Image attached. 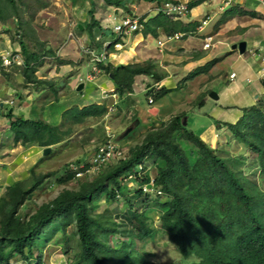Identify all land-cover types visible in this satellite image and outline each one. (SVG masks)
I'll list each match as a JSON object with an SVG mask.
<instances>
[{
  "label": "trees",
  "instance_id": "1",
  "mask_svg": "<svg viewBox=\"0 0 264 264\" xmlns=\"http://www.w3.org/2000/svg\"><path fill=\"white\" fill-rule=\"evenodd\" d=\"M107 1L121 4L127 0ZM20 6L18 0H0V22L10 16L7 7L17 10ZM46 6L43 4L41 8ZM92 13L93 10L91 16ZM96 24L94 19L90 24L83 23L93 37L92 27ZM160 29L168 35L178 30L189 33L181 19L162 16L157 22L146 24L145 34L157 37ZM20 43L24 55V65L20 67L26 82L47 84L57 91L55 87L59 82L55 85L53 80L36 75L43 65L39 53L31 51L24 41ZM45 51L56 58L55 51L47 48ZM214 62L197 67L186 77L209 71ZM103 68L113 81L120 101L127 100L134 92L137 75H148L154 82L164 78L162 71L151 61L110 63ZM55 94L58 96L57 92ZM108 113L106 103H93L68 107L62 112L59 124L16 117L9 111L4 116L10 120L15 144L48 147L72 136L70 128H63L64 121L78 124L94 119L96 123ZM183 116H175L152 127L142 141L128 151L122 146V153L113 167L93 179L87 176L78 179V188H64L32 215L24 216L19 211L44 178L52 176L51 173L36 177L27 189L22 186L23 181L12 184L0 200V264H13V259L18 256L17 261L24 264H46L43 252L48 242L55 239L63 248L69 249L73 238H77L78 247L71 264H153L139 252L155 239L158 230L154 225L156 212L159 213L160 229L167 233L182 257L168 264H264V100L243 108L237 122L225 124L240 142L238 149L241 150L235 152L229 149L230 142L212 147L183 124ZM134 122V129L126 137L140 126L141 118L135 117L132 124ZM180 140L191 143L193 149L182 146ZM194 149L196 156H191ZM148 156L153 158L156 175L152 188L145 191L143 186L151 183V178L148 173L138 174V164ZM255 169H259L260 179L248 175ZM131 173L139 175L138 187L122 181ZM74 179H77L74 174L61 175L55 182L67 184ZM130 188H135L133 197L129 196ZM156 190L162 193L155 194ZM160 195L166 198L163 200ZM103 197L109 202L123 200L129 207L115 218L105 217V212L98 211ZM4 198L9 201L5 202ZM134 201L146 206L138 209Z\"/></svg>",
  "mask_w": 264,
  "mask_h": 264
},
{
  "label": "rangeland",
  "instance_id": "2",
  "mask_svg": "<svg viewBox=\"0 0 264 264\" xmlns=\"http://www.w3.org/2000/svg\"><path fill=\"white\" fill-rule=\"evenodd\" d=\"M59 1H61V3H59ZM195 1L197 0H193L192 2ZM18 2L21 5L20 9L18 8L16 10L14 7H7L10 16L6 21L0 22V34H4V36L10 39L11 44L14 43V45H20V41L22 40L31 51L39 53L42 63L44 62L43 66L38 70L37 74L39 77L44 78L45 76L46 78L53 80L55 85L58 83L56 79L59 80V85L57 87L58 96H56L54 88H51L47 84L35 83L28 86L22 73L23 66H21L22 68L13 66V68L16 69H13L11 73L13 84L10 83L9 87L23 89L30 88V90L34 92L36 100V103L33 102V100L30 101V105L25 104L26 102L22 105L19 103V105L16 106L18 115L21 114L22 110H25L24 112L27 117L39 118V116H41L42 118H46L48 122L59 124L62 120V112L70 106L78 105L77 101L74 100L76 93L84 94L83 96L85 100L79 101V103H81L80 107L93 103H106L107 106H109V114L96 123L94 119H88L85 122L78 124L73 123L72 121H64L63 128H70L72 136L52 147L51 151L45 156L44 149H41L39 145L26 147L14 143V146H12L11 149L0 150V200L5 197L8 188L16 181H23L22 186L27 189L34 184L36 177L45 176L46 174L51 173L52 176L50 175V178H48L49 176L44 178L40 186L37 187V189L31 194L30 198L26 200L25 206L21 207L19 211L20 214L29 216L34 214L40 205L51 201L64 188H78V179H74L67 184H57L55 182L56 177L65 174L63 170L67 168V164L70 162L84 160L85 158L91 157L96 147L107 138L108 132L111 131L116 137H118L130 124H132V121L138 115L141 118L140 126L123 140L118 139L121 142L118 143L121 147L123 146L126 151L141 142L147 131L154 126H159L162 120L166 119V121H168L171 117L182 116L183 114L184 116H187L188 127L193 129L195 133H199L201 127H196L194 123L196 117H207V115L200 113L199 105L194 106L192 104L193 96L196 93L191 88L194 82L189 85L185 84L181 87H178V85L175 84L179 76L178 73H183L184 69H186L185 67L179 70H175L171 67V70L174 72H172V75L167 78V80H169L165 91H154L153 84L155 82L151 79L145 84L146 88L144 90H137L133 96H130L127 100L121 102L120 99H116V103L113 98L103 97V90L109 89L108 83L110 78L107 74L99 76L96 81H87L85 79L87 72L89 70L92 71V66L97 64L92 57H88L83 52L84 45L81 46L84 41H86V43L88 42V30L82 34L81 31L77 30L79 29L78 25L80 22L86 23L90 18V13L88 14L87 12L88 8L84 9L82 13H75L72 10H67L63 0H18ZM240 3V8H248L250 10H257L264 13V10L259 9V6L252 1L247 0L245 2V0H240ZM43 4L47 6L41 8V5ZM219 7L220 6L217 3H213L210 6L206 5L204 6V13H210V15H218L220 13L217 17V20L220 21L223 12L226 11L227 16L230 13L228 18H231V11L236 9L233 6H230L227 9L221 10ZM124 14V12H113L112 17L116 16L117 19H121ZM17 15H21L22 18H19ZM243 15L245 17L241 20H251L252 18L251 13ZM14 17H17L18 19H15ZM258 18L264 19V16L258 14ZM225 19L226 18L223 20ZM71 23L73 25H71ZM216 24L217 27L215 28ZM216 24L212 31L207 33H212L215 36V45L212 50L215 57L214 60H217L219 63L216 68L219 72H222V75L207 82L206 91L208 92V95L212 91L218 93L222 86L228 83H233L234 81H240L244 86H247L248 82L246 79V73L248 72L249 67H251L252 56L257 59V56L253 55L251 52L252 42L248 36L242 34V39L248 42L247 52L245 54H241L239 51L233 53L232 46L233 43L240 39V32L237 31V29H232L224 31V35L227 34L226 36H221L220 34H216L219 29L218 23ZM211 26L212 25H209L207 30L211 29ZM70 31H73V36L77 39V44L73 43L74 38H68V32ZM243 31L244 30H242V33ZM108 33L109 38L113 41L118 40L127 42L126 48H129L134 42L132 40V35L130 37H125L124 40H122L119 35L114 33L111 29L108 30ZM256 33L257 30L254 31V34ZM202 35L203 32L199 33L197 38L194 39V42L198 46L202 45V38H198L200 36L202 37ZM80 36L82 39H80ZM158 40L157 37L153 36L149 38L148 41L140 43L138 48L146 47L147 44L150 43L152 47L149 48V53H151L154 47H158ZM231 40L234 42L232 43ZM68 43L70 45L67 46ZM71 43L73 44L71 45ZM170 45L184 46L182 41H173ZM44 47H48L50 50L55 51L57 54L56 59L51 57L50 53H47ZM180 49L181 48L174 50L177 51ZM101 51L102 48L98 52ZM191 51H193V49ZM149 53L145 52V56ZM88 63L89 65L87 66ZM164 71L167 72L166 70ZM232 72H236L237 74L235 79H230V74ZM168 73L170 72H167V74ZM184 74H188V72H185ZM255 75L256 74L254 73L253 77H255ZM99 78H101V80ZM81 79L82 81L85 80L84 90L77 91V86L81 82ZM7 81L9 82V80ZM148 83H151L152 85L148 87ZM3 90V88L0 89V98H9L8 95H10V93L8 90H5V93H3ZM38 90L40 91L37 92ZM10 91L12 94L18 93L17 89H12ZM150 95H153L156 100L153 104H150L148 101ZM210 101L213 102L211 99ZM32 105L35 106L39 115H35L30 111ZM42 107L44 108L42 109ZM207 108L208 107H206V110ZM155 110H159L157 116L152 117ZM157 119L158 121L156 123L155 121ZM150 123H152V127L149 125ZM7 124V120L0 121V133L3 135L6 133L5 129ZM216 124L217 123L214 122V125ZM11 133L12 132L10 131L8 135H11ZM234 139L236 138L234 137ZM12 141V136L7 139L9 144H11ZM180 142L182 146L187 147V149L193 147L191 143L188 144L186 140H180ZM239 143L238 140H235L230 143L229 147L235 149ZM191 154V156H196V150L194 149ZM143 164L145 165L146 172L148 168L152 175L155 176L156 168L153 166L152 156L146 157L143 160ZM111 167L113 166H109L104 172ZM31 170L34 171V173ZM248 175L253 176L252 178L255 180L257 178L260 179L259 169L249 172ZM130 186L138 187V184L133 183ZM133 189L135 188H130V197L134 196ZM150 194H153V192ZM152 198L156 199L154 195ZM160 198H163L164 200L166 196L160 195ZM4 200L5 202H8L9 198H4ZM134 202V206L138 209H143L146 206L139 201H137V203L136 201ZM118 203L121 206H119ZM99 204L100 207L98 211L105 212L106 214L104 216L109 218H115L118 216L119 212L129 207V205L125 204L123 200L109 202L105 197L99 201ZM155 218L154 225L160 229L161 223L158 220V212H156ZM77 242V238H73L70 246V248L73 247V249H65L62 247L61 243L52 239L47 243V247L44 248L43 252L46 264H71L74 259V253L78 247ZM136 242L140 243V239L137 238ZM139 253H144L146 258L151 260L153 264H168L182 259L176 245L168 239L167 233L162 230L157 231L155 239L147 244L145 248L141 249ZM18 258H20V256L13 259V264H24L21 260L17 261ZM188 261H190V259H188Z\"/></svg>",
  "mask_w": 264,
  "mask_h": 264
},
{
  "label": "crops",
  "instance_id": "3",
  "mask_svg": "<svg viewBox=\"0 0 264 264\" xmlns=\"http://www.w3.org/2000/svg\"><path fill=\"white\" fill-rule=\"evenodd\" d=\"M166 1L168 0H154V1L129 0L120 6H116L107 3L105 0H63L67 10L68 9L72 10L75 13L83 12L80 7L83 2L85 3V9L88 8V13L90 12L91 9L94 8L96 10L94 15L99 20L100 25H102L101 18H105L108 14L113 12L115 13L127 12L126 14L129 15L147 16L146 17V20L148 19L147 24L149 23L153 24L157 22V19L159 17L166 16V14L164 12H160L159 9V7L162 6ZM180 1L188 2L191 6L187 14L180 16V19L183 22H185L186 25L188 26L189 33L187 34L184 33L180 39L174 40V42L182 41L184 46H175V45L173 46L170 45V43L173 41H169L165 43L163 47H160L158 43V47L157 48L154 47L153 51L149 53V48L152 47L150 43L143 48H138V45L142 42L148 41V39L153 37V35L151 33L145 34L143 32H139L132 35V40L134 41L133 44L129 48H126L127 45L126 42L125 49L117 54L116 60H112L111 62L115 65L135 63V62L145 63L147 61L154 62L156 64L157 69L158 70L160 69L164 74V78H162L161 82H159L161 91L166 90L167 83L169 80V79L167 80V78L168 76L172 75V72H174L171 70V67H173V69L175 70H179L185 67L186 69H184L183 73H178L179 76L175 84H177L178 87H181L184 86L185 84L189 85L190 83L194 82L191 88L196 93L193 96L192 104L194 106L199 105L200 113L207 115V117L206 116L205 117L200 116V118L196 117V121L194 123L196 127H201L198 133L201 136V138L205 142L209 143L211 146L217 147L220 146V144L222 143L225 144L230 139L234 140V136L232 135L231 131L225 124L237 122V120L243 114V108L259 104L264 99V73L262 70L263 60L261 58L264 51V19H259L256 14L255 15L252 14L251 20L249 19L241 20L245 17L243 15L244 13L249 14L243 11H248V12H253V11H251L248 8H243V7L240 8L239 5L235 3L232 5H225L223 3V0H197L195 2H192L193 0H180ZM59 3H61V1H59ZM213 3L219 4L220 6L219 8L221 10L227 9L230 6H233L236 9L231 11V18H228L230 13L227 16L224 15V13L227 14V12L226 11L223 12V14L221 15L222 18L220 19L221 21L220 22L219 20H217V17L220 13L218 15H210V13L207 14L204 13L205 10L204 6L206 5L210 6ZM78 7H80L79 10ZM239 10H241L242 12H238ZM160 13H162V15H160ZM260 13L264 16V13L262 12ZM205 16H210L211 23L207 24V26H205L204 29L200 31L198 29V26L201 24V20ZM224 18L226 19L223 20ZM216 23H218L219 26L218 33L216 32V34L218 35L220 34L221 36H226L227 34L224 35V31L237 29V31L240 32V36H239L240 39L236 42H240V40H244L242 39V34L248 36V38L252 42L251 52L253 55L257 56V59H255L254 56H252L251 67H249V70L246 73L247 74L246 79L248 82L247 86H244L240 81L237 82L234 81L233 83H228L221 87V89L217 93L219 97L217 99H214L210 96V94L208 95V92L206 91V84L208 81H211L212 79H216L217 77L221 76L222 72H219L216 68L219 63L217 62V60H214L215 57L212 48L204 49L203 43H204L205 34H207V32H211ZM71 25L73 24L71 23ZM209 25H212L211 29L207 30ZM216 27L217 24L215 28ZM242 30H244L243 33ZM256 30L257 33L254 34V31ZM93 31L94 32L98 31L97 25L94 27ZM178 32H181V30H178ZM201 32H203V35L202 37L200 36L198 38H202L203 41L201 45L202 47L198 46L194 42V39L197 38V36ZM103 33L105 35V39H109L108 29L104 28ZM166 35L168 34L165 33L162 29H160L158 31L157 38L159 40L160 39L162 40L165 38ZM80 39H82L81 36ZM88 40H90V38ZM231 42L233 43L234 41L231 40ZM73 43L76 44L77 41L74 40ZM83 43H86V41H84ZM12 46H14V43L11 44L9 38L4 36V34H0V52ZM178 48L181 49L177 51L174 50ZM247 48H248V42H247ZM192 49L193 51H191ZM257 50H259L257 54H254ZM236 51H239V49L233 48L232 46V52L236 53ZM145 52H148L149 54L145 56ZM211 61H215V63L212 66L213 68L211 67L209 71L200 73L194 76L193 78L186 77L191 71H193L197 67L203 66ZM215 68L217 72L215 71ZM162 69L170 73L167 74V72H165ZM185 72H188V74H184ZM254 73L256 74L255 77H253ZM0 77H1L0 89L2 88L4 89L3 93H5V90H8L10 95H12L10 90H12L13 87H9V82L7 81L9 77L7 75H1ZM99 79L101 80V78ZM151 79L152 78L150 76L145 74L137 75L135 77V83L133 85L134 92L131 93V96H133V94L137 90H144L146 88L145 84ZM108 84H109V88L115 87L112 81H109ZM150 85L152 84L148 83V87ZM162 88H165V90H162ZM172 88H176V87H172ZM3 98H7V97H3ZM209 98L213 102H211ZM34 99H35L34 92L31 91L30 88H27L26 91H24L21 95L20 105L24 104L25 102H26L25 104L30 105L29 103L30 101L33 100V102H35ZM74 100L79 102L85 100V98L84 96L81 97L80 94L76 93ZM206 107H208L207 110ZM35 109L36 108L33 105L30 107L31 112L34 111ZM24 111L25 110H22L21 113H23ZM158 111L159 110H155L152 117H156ZM16 114H18L17 109H16ZM157 121L158 119L155 122L157 123ZM214 122L217 124L214 125ZM149 125H151L152 127V123H150Z\"/></svg>",
  "mask_w": 264,
  "mask_h": 264
},
{
  "label": "clouds",
  "instance_id": "4",
  "mask_svg": "<svg viewBox=\"0 0 264 264\" xmlns=\"http://www.w3.org/2000/svg\"><path fill=\"white\" fill-rule=\"evenodd\" d=\"M107 3H109L107 0H105ZM127 1H129V0H127ZM127 1H123L121 4L120 3H118V2H116V1H114L113 3H109V4H111V5H116V6H120V5H122L123 3H125V2H127ZM145 1H148V0H145ZM247 0H245V2H246ZM250 1H253V2H255L258 6H259V9H263L264 10V7L261 5V3L258 1V0H250ZM223 3L225 4V5H232V4H241L240 3V0H223ZM76 4V3H75ZM180 4H184V5H186V9L184 10V11H171V6L172 5H180ZM197 4H198V2H197ZM81 7V9H82V11L85 9V3L83 2L82 3V5L80 6ZM80 7H78V10L80 9ZM190 8H191V6H190V4L188 3V2H182V1H180V0H168V1H166L162 6H160L159 7V9H160V12H164L165 14H166V16H168V17H170V18H172V19H180V16H182V15H184V14H187L188 12H189V10H190ZM94 9V8H93ZM93 9H91V10H93ZM91 10H90V20H88L86 23L85 22H80V24L81 25H83V23L86 25L87 23H91L92 22V19H94V20H96L97 21V27H98V31L97 32H94L93 31V29H94V27L96 26V25H94L93 27H92V32L94 33V37L91 35V32H90V29H89V27L88 26H84L83 25V29H81L80 28V24L78 25V28L79 29H77V30H79V31H81V34L82 33H84L85 31H87L88 30V36H89V38H90V40H92V41H90V40H88V42L87 43H82L81 44V46H83V52L88 56V57H92V59H94L96 62H97V64H95V65H93L92 66V71H88L87 72V74H86V76H85V79L87 80V81H96L97 80V78L99 77V76H102L103 74H107V72H105V69L103 68V65H108V64H113L111 61L112 60H116V57H117V54L119 53V52H121V51H123L124 49H125V44H126V42H124V41H118V40H115V41H113V40H111L110 38L109 39H105V35H104V33H103V30H104V28L105 29H111L114 33H116V34H118L119 35V37H120V39H122V40H124V38L125 37H129V36H131V35H134V34H136V33H139V32H143V33H145V30H146V24H147V20H146V17L147 16H134V15H129V14H124V16L121 18V19H117L116 18V16H114V17H112V15H113V13H110V14H108L105 18H101V23H102V25H100V22H99V20L95 17V15H94V13L96 12V10L94 9L93 10V13H92V15L94 16H91ZM251 11H254V12H256V15L258 16V14H261L260 12H258V11H256V10H251ZM87 12H88V10H87ZM159 12V11H158ZM239 12H242L241 10L239 11ZM243 12H247V13H251V12H248V11H243ZM82 13V12H81ZM88 13V14H89ZM159 14V13H158ZM244 14H246V13H244ZM224 15H227L226 13H224ZM252 15V14H251ZM210 16H205L202 20H201V24L198 26V29L200 30V31H202L203 29H204V27L205 26H207V24H210L211 23V21H210ZM127 20H129V21H131L132 23H137V28L136 29H126V31H119V30H117L116 29V26L117 25H119V24H121V25H123V24H125V21H127ZM99 34H102V35H99ZM176 34H180V36L178 37V38H176L175 37V35ZM183 32H175V33H173V34H171V35H166L165 36V38L164 39H160V40H158V43H159V46L160 47H163L164 45H165V43H167V42H169V41H174V40H178V39H180L181 38V36H183ZM74 33H73V31H70V32H68V38L69 39H72V38H74ZM109 36V35H108ZM209 37H212V39L210 40V43H211V45L209 46V47H205V42L207 41V39L209 38ZM214 35L212 34V33H207V34H205V38H204V43H203V48L204 49H210V48H213L214 47V45H215V42H214ZM74 40L75 41H77V39H75L74 38ZM242 41V40H241ZM74 42V41H73ZM236 43H239V42H236ZM21 44V43H20ZM73 43H71V45H72ZM77 44V43H76ZM67 45H70L69 43L67 44ZM101 45V46H100ZM47 49H50V48H48V47H46ZM102 48V51L101 52H98L100 49ZM259 50H257L254 54H257V52H258ZM7 52H9V56L12 58V62L10 63V64H5L4 63V60H3V54H5V53H7ZM240 52V51H239ZM246 52H247V50H246ZM245 52V53H246ZM96 53H98V54H96ZM245 53H243V54H245ZM242 54V53H241ZM263 55H264V51H263V54H262V60H263ZM16 56V58L15 59H13V57H15ZM56 56H57V54H56ZM45 57V56H44ZM54 59H56V58H54ZM59 59V58H58ZM44 63V62H43ZM215 63V62H214ZM214 63L211 65V67L214 65ZM24 65V55H23V52H22V48H21V45H14V46H12V47H10V48H7V49H5V50H3L2 52H0V76L1 75H7L8 77H9V84L11 83V84H13V82H12V76H11V73H12V71H13V69L15 70L16 68H13V66H17V67H20V66H23ZM89 65V63L87 64V66ZM113 65H115V64H113ZM43 66V65H42ZM42 66H40V67H42ZM40 67H39V69H40ZM211 67H210V69H211ZM263 67H264V62H263ZM262 70H263V68H262ZM5 72V73H4ZM16 72V71H15ZM93 72H95V76L92 78V79H89L88 78V75L89 74H91V73H93ZM38 71L36 72V75L38 76ZM232 73H235V75L234 76H232ZM231 74H230V79H235L236 77H237V74H236V72H232ZM263 73H264V71H263ZM39 77V76H38ZM58 77V76H57ZM109 77V76H108ZM11 78V79H10ZM39 78H41V77H39ZM44 78H46L45 76H44ZM48 79V78H47ZM50 80V79H49ZM57 80V79H56ZM58 82H59V80H57ZM85 81V80H84ZM84 81H82V79H81V82L80 83H84ZM110 81H112L111 79H110ZM23 82H24V80H23ZM22 82V83H23ZM113 82V81H112ZM159 82H161V81H158V82H155L153 85H154V88H153V90L154 91H159V89H161L160 88V83ZM80 83L78 84V86L80 85ZM26 84L27 85H31V84H33V83H27L26 82ZM58 85H59V83L56 85V89H57V91H54V93H58ZM77 86V87H78ZM115 86V85H114ZM13 89H17L18 90V93H15V94H12L11 96H9V98H0V121H5V120H7V127H6V133L3 135V134H1L0 133V150H2V149H11L12 148V146H14V143L15 142H13L14 141V134L13 133H11V135H8L9 134V132L11 131L10 130V120L6 117V116H4V113L6 112V111H9L10 113H14L15 114V116L16 117H18V116H22V117H26V118H33V117H27V115L25 114V112H23V113H21L20 115H18V114H16V106H18L19 105V103H21V95H22V93L24 92V91H26V89H23V88H13ZM111 89H113V91H111ZM81 90H84V87L81 89ZM81 90H77V91H81ZM102 90H103V88H102ZM38 92V91H37ZM110 92V93H109ZM114 93V94H116V96H114V97H112V96H110L112 93ZM212 92H214V91H212ZM77 94H79V93H77ZM80 95H81V97L84 95V94H81L80 93ZM131 96V93L129 94V97ZM103 97L105 98H113L114 100H115V102L117 103V101H116V99H120V97H119V95H118V92L116 91V88L115 87H113V88H109V89H104L103 90ZM128 97V98H129ZM150 97H152L153 98V102H150L149 101V99H150ZM34 98H35V96H34ZM6 100V101H5ZM35 100V99H34ZM148 101H149V103L150 104H153L154 102H155V99H154V97H153V95L151 96H149V98H148ZM35 102H36V100H35ZM54 102V101H53ZM52 102V103H53ZM121 102V101H120ZM51 103V104H52ZM77 104L80 106V103L79 102H77ZM89 105V104H88ZM45 106V105H44ZM86 106V105H85ZM71 107V106H70ZM83 107V106H82ZM109 107V106H108ZM44 107H42V109H43ZM32 113L33 114H35V115H39L38 114V111H37V109H35L34 111H32ZM109 114V113H108ZM62 117V116H61ZM140 117V116H139ZM172 118V117H171ZM170 118V119H171ZM33 119H43V120H46V118H42L41 116H39V118H33ZM184 120H187V116H184ZM47 121V120H46ZM164 122H165V120H163ZM163 121H161V123L163 122ZM51 123V122H50ZM61 123V122H60ZM160 123V124H161ZM53 124V123H52ZM184 124V123H183ZM185 125H188V121H187V123L185 124ZM130 126V125H129ZM155 127V126H154ZM128 128V127H127ZM126 128V129H127ZM189 128V127H188ZM108 133H110V134H113V132H108ZM108 133H107V136H108ZM232 133V132H231ZM115 135V134H114ZM233 135V134H232ZM8 136V137H7ZM12 136V138H13V141H12V143L11 144H9L8 142H7V139H9L10 137ZM234 136V135H233ZM117 138L118 137H116L115 139H116V141L118 142V140H117ZM2 139V140H1ZM235 140H237V139H230L229 141H227L225 144H227L228 142H233V141H235ZM103 142V141H102ZM119 144V143H118ZM225 144H222V145H225ZM17 145H21V144H17ZM57 145V144H56ZM120 145V144H119ZM31 146H33V145H31ZM221 146V145H220ZM26 147H28V146H26ZM52 147H54V145H52V146H48V147H41L40 146V148L41 149H44V152H45V149H47V148H50V151H51V149H52ZM213 147V146H212ZM218 147V146H217ZM97 148V147H96ZM120 148H121V145H120ZM192 149H193V147H192ZM229 149L232 151V152H235V151H237V149H238V146L235 148V149H231L230 147H229ZM96 150V149H95ZM49 151V152H50ZM48 152V153H49ZM47 153V154H48ZM47 154H45L44 153V156L45 155H47ZM92 156H93V154L91 155V157H89V158H85L84 160H81V162H85V161H88V160H90L91 158H92ZM117 158H118V156H115L114 158H111V159H109L106 163H104L103 165H101V167L97 170V172L96 173H94V174H88V175H85V177L87 176V177H91V179H93V178H95V177H97V176H99L101 173H103L104 171H105V169L106 168H108L109 166H111L116 160H117ZM80 162V163H81ZM71 164H73V165H76V166H78V164L79 163H77V161H72V162H70L69 164H67L68 166H67V168L65 169V170H63L64 172H65V174H63V175H68V174H74V178H77V179H82L84 176H80V177H77V175H76V170L74 169H71L70 170V165ZM140 166L142 167V169H140ZM154 166V165H153ZM155 167V166H154ZM32 171V170H31ZM33 173H34V171H32ZM146 174V173H148L149 174V176H150V178H151V183H149L148 185H144L143 187H144V189H145V191H148V190H150L151 188H152V186H153V181H154V178H155V176H153L152 175V173L149 171V169L147 168V172H146V168H145V165L143 164V161L141 162V163H139L138 164V174L139 175H143V174ZM136 175V173H131L128 177H124L123 179H122V181H124L125 183H128L129 185H131V184H133V183H135V184H137V180H138V176L139 175ZM156 175V174H155ZM130 176H132V177H130ZM153 176V177H152ZM140 184V183H139ZM161 194L162 193V191L161 190H156L155 191V194ZM59 194V193H58ZM161 227V226H160ZM160 230H162V229H159L158 228V230L157 231H160ZM156 231V232H157ZM162 231H164V230H162ZM137 239V238H136ZM168 239H169V237H168Z\"/></svg>",
  "mask_w": 264,
  "mask_h": 264
},
{
  "label": "built area",
  "instance_id": "5",
  "mask_svg": "<svg viewBox=\"0 0 264 264\" xmlns=\"http://www.w3.org/2000/svg\"><path fill=\"white\" fill-rule=\"evenodd\" d=\"M258 1L264 7V0H258ZM185 9H186V5H184V4L171 6V11H179V12L181 11L182 12ZM136 28H137V23H132L129 20L125 21V24H123V25L119 24L116 26V29L121 31V32L126 31V29H136ZM179 36H180V34L175 35L176 38H178ZM211 39H212V37H209L207 39V41L205 42V47H209L211 45V43H210ZM15 58H16V56L13 57V59H15ZM3 60H4L5 64H10L12 62V58L9 56V52L3 54ZM263 62H264V55H263ZM263 71H264V67H263ZM234 75H235V73H232V76H234ZM94 76H95V72L89 74L88 78L92 79ZM111 91H113V89H111ZM110 96L114 97V96H116V94L113 93ZM149 101L153 102V98L150 97ZM115 138H116V136L114 134L108 133L107 138L97 146V148L94 151L93 156L90 160L85 161V162H81L78 164V166L71 164L70 170L75 169L77 177L96 173L97 170L101 167V165L106 163L109 159L114 158L115 156L121 155L122 150H121L120 145L118 144V142L116 141ZM140 169H142L141 166H140ZM130 177H132V176H130Z\"/></svg>",
  "mask_w": 264,
  "mask_h": 264
},
{
  "label": "water",
  "instance_id": "6",
  "mask_svg": "<svg viewBox=\"0 0 264 264\" xmlns=\"http://www.w3.org/2000/svg\"><path fill=\"white\" fill-rule=\"evenodd\" d=\"M80 28L81 29H83V25H81L80 24ZM233 48H238L239 49V51H240V53H245L246 52V50H247V42L245 41V40H242V41H240L239 43H235V44H233ZM84 83H80V85L77 87V90H81L83 87H84ZM210 96L212 97V98H214V99H217L219 96H218V94H217V92H211L210 93ZM183 120H184V118H183ZM183 123H184V125L187 123V120H184L183 121ZM135 125H136V122H134L133 124H130V126H128V128L127 129H125L119 136H118V139H122V138H124V137H126V135H128L129 134V132L131 131V130H133L134 129V127H135ZM50 151V148H47V149H45V154H47L48 152Z\"/></svg>",
  "mask_w": 264,
  "mask_h": 264
}]
</instances>
